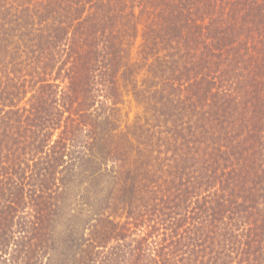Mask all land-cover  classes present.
<instances>
[{"label":"trees","instance_id":"1","mask_svg":"<svg viewBox=\"0 0 264 264\" xmlns=\"http://www.w3.org/2000/svg\"><path fill=\"white\" fill-rule=\"evenodd\" d=\"M0 264H264V0H0Z\"/></svg>","mask_w":264,"mask_h":264},{"label":"rangeland","instance_id":"2","mask_svg":"<svg viewBox=\"0 0 264 264\" xmlns=\"http://www.w3.org/2000/svg\"><path fill=\"white\" fill-rule=\"evenodd\" d=\"M130 100H134V98L133 97H130L129 98ZM134 104H132V112H131V120H134V118H135V116H136V114H137V111H136V108H135V106H133Z\"/></svg>","mask_w":264,"mask_h":264}]
</instances>
